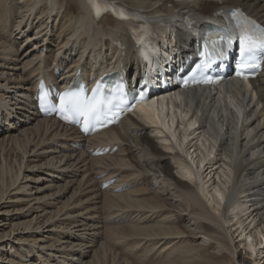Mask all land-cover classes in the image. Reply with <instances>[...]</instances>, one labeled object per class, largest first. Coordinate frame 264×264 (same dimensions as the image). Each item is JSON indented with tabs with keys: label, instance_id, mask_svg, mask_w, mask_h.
<instances>
[{
	"label": "bare ground",
	"instance_id": "6f19581e",
	"mask_svg": "<svg viewBox=\"0 0 264 264\" xmlns=\"http://www.w3.org/2000/svg\"><path fill=\"white\" fill-rule=\"evenodd\" d=\"M6 4L0 17V264H133L108 254L114 239L105 226L123 223L137 227L154 248L183 243L165 262L264 264V69L252 93L233 86L215 97L190 94L186 104L174 96L168 105H141L138 119L88 138L84 149L73 127L40 117L32 99L42 77L62 87L78 70L88 78L132 62L139 66L144 38L159 55L167 53L165 43L189 49L187 15L203 24L204 18L221 19L216 11L241 7L264 24V0ZM233 110H244L241 121ZM104 144L119 150L89 156L88 148ZM100 173L117 176L126 188L141 187L109 193L95 177ZM117 216L123 223L112 220ZM195 247L194 260L182 256L183 248Z\"/></svg>",
	"mask_w": 264,
	"mask_h": 264
},
{
	"label": "snow or ice",
	"instance_id": "6c2138e0",
	"mask_svg": "<svg viewBox=\"0 0 264 264\" xmlns=\"http://www.w3.org/2000/svg\"><path fill=\"white\" fill-rule=\"evenodd\" d=\"M230 17L235 21L234 26H221L222 32H216L215 38L213 34H209L210 51L207 53V62L198 67L208 68L215 58L223 55L222 48L218 47L220 42L231 44L234 39H238V59L234 74L237 78L248 79L264 64V58H258V53L264 57V29L258 28L255 21L239 10H231ZM188 23L191 28L195 22L189 21ZM212 23L218 22L212 21ZM201 75V79L193 77V85L220 82L218 78L203 73ZM102 84L103 82L98 84L90 96L84 89L75 88L62 93H52L50 89L45 90L46 86L41 84L37 102L43 112H58L61 119L69 123L80 124L82 131L87 134L96 130L97 127L117 122L121 114L133 111L136 103L146 99L143 88L129 99L122 87L108 88L106 85L101 87ZM184 86H188V81L184 82ZM105 91L110 94L105 95ZM52 95L58 97V104L53 103L50 98Z\"/></svg>",
	"mask_w": 264,
	"mask_h": 264
},
{
	"label": "rangeland",
	"instance_id": "374dc122",
	"mask_svg": "<svg viewBox=\"0 0 264 264\" xmlns=\"http://www.w3.org/2000/svg\"><path fill=\"white\" fill-rule=\"evenodd\" d=\"M7 2H10V0L8 1V0H6ZM6 1L5 0H0V17H1V14L3 13V15H4V9L5 8H7V4H6ZM106 13H112V15L114 16L115 14H114V12H113V10H111V12H109V11H106ZM91 173H94V171L92 170L91 171ZM220 172H218V174H219ZM81 177L79 176V178L78 179H80ZM223 180V179H222ZM136 183V182H135ZM139 187H141L140 186V184H138L137 185V183L134 185V188H139ZM150 193V192H149ZM151 194V193H150ZM163 196H165L166 197V195H163ZM133 197V196H132ZM106 216V212L103 214V217H105ZM120 226V227H119ZM106 227V229H107V236H109V238H113L114 240L112 241L113 243H116L115 244V247H113L112 245H110L111 243H107V247L108 246H110V247H108V249H109V251H108V254L111 256V254H112V252H113V255H116V253L118 254V256H117V258L119 257H121L120 259H122V260H124V261H127V262H130V263H132L133 262V264L135 263L134 261H136V263L135 264H149L150 262L151 263H153V264H176L175 262H173V260H169V259H167V261L165 262V260H166V258H170V257H168L167 256V252H170V251H172L174 248H176V247H178V246H182L183 245V243H180V241L178 242L177 240H174V241H176V242H178V243H176V244H174V241H171L172 243H170V244H174L172 247V249L170 248L171 247V245L170 244H168V245H166L165 247H163V246H161V247H159L158 245H157V247H156V245H155V247L156 248H154V245L153 244H150L152 241H150L149 239L148 240H145V238H142L143 237V235H142V233H139L140 231H135V228H137V227H135V226H132V225H116V226H110V225H108V226H105ZM120 229H119V228ZM133 228V230H132V228ZM135 227V228H134ZM106 229H103V233H102V237L100 238V241H104V231L106 230ZM132 230V231H131ZM110 231V232H109ZM122 232V233H121ZM123 232L125 233V234H123ZM132 232H133V236H132ZM131 233V234H130ZM139 233V234H138ZM118 237H117V236ZM232 235H234V236H236L237 234L233 231V233H232ZM113 236H115V238L113 237ZM121 236V237H120ZM129 237V240L127 239ZM145 237V236H144ZM103 238V239H102ZM130 238H132V240L130 239ZM135 238V239H134ZM234 241H236V240H239V238L237 237H234ZM118 240V242H116ZM120 240V241H119ZM124 240H127V241H124V243H123V241ZM139 240H140V242H139ZM143 242H142V241ZM129 241V242H128ZM133 241H135V242H133ZM148 241V242H147ZM119 242H121V244L122 245H120V243ZM139 242V243H138ZM144 243L143 244V246L145 247H143V246H141L142 245V243ZM147 242V243H146ZM117 243H118V245H117ZM127 243V244H126ZM131 243V244H130ZM136 243V244H135ZM141 243V244H140ZM109 244V245H108ZM124 244V245H123ZM132 244H134V245H132ZM184 244H186V242H184ZM146 245H147V247H146ZM170 245V246H169ZM118 246V247H117ZM130 246V247H129ZM119 247H121V249L119 248ZM122 247H123V249H122ZM127 247H129V249H127ZM168 247V248H167ZM170 248V249H169ZM197 248L198 247H195V248H193L192 250H190L189 248H183L184 249V251L185 250H187V251H185V252H183V254H182V256H186V257H190L189 259L192 261V260H194V259H191V258H196L195 257V255L192 257L191 255H193V254H191V252H193V250H197ZM111 249V250H110ZM127 249V250H126ZM145 249H147V250H145ZM152 249V250H151ZM239 249H241V251H242V253L243 254H245L244 253V250H243V248H242V246H240L239 247ZM151 250V251H150ZM161 250V251H160ZM166 250H168V251H166ZM189 250V251H188ZM264 249H260V251H263ZM119 253H118V252ZM123 251H125V252H123ZM121 252V253H120ZM123 252V253H122ZM147 255H145L144 253ZM151 252V253H150ZM176 252V251H175ZM186 252H188V253H186ZM111 253V254H110ZM150 254V255H149ZM165 254V255H164ZM170 254V253H169ZM173 254V253H172ZM172 254H170L171 256H172ZM180 254V255H181ZM264 254V253H263ZM129 255V256H128ZM146 257H145V256ZM149 255V256H148ZM173 255H175V253L173 254ZM246 255V254H245ZM124 256H126V257H124ZM128 256V257H127ZM145 257V259H144V257ZM161 257V259H158V258H160ZM164 257H166V258H164ZM126 258V259H125ZM129 260H128V259ZM133 258V259H132ZM132 259V260H131ZM155 259H156V261H155ZM140 260V261H139ZM163 261V262H162ZM262 262V261H261ZM150 263V264H151ZM256 264V263H255Z\"/></svg>",
	"mask_w": 264,
	"mask_h": 264
}]
</instances>
